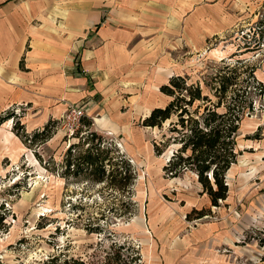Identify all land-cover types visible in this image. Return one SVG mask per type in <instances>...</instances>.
I'll use <instances>...</instances> for the list:
<instances>
[{"label":"rangeland","instance_id":"374dc122","mask_svg":"<svg viewBox=\"0 0 264 264\" xmlns=\"http://www.w3.org/2000/svg\"><path fill=\"white\" fill-rule=\"evenodd\" d=\"M179 8L184 10L181 42L167 47L166 69L204 86L222 71L224 62L242 64L241 77L249 82L245 92L253 110L246 111L241 154L227 175V201L207 205L210 198L191 172L169 178L163 167L172 150L160 157L152 154L151 160L135 159V180L126 192L120 185L96 183L86 173L77 175L76 161L88 148L82 141L86 128L65 136L58 121L61 113L50 120L54 124L47 140L32 141L47 124L30 127L27 119L33 117L27 107H10L0 115V264H43L54 257L56 264L71 258L107 264L120 246L124 248L118 264H132L134 248L142 264H154L163 260L154 256L156 251L189 249L185 237L209 225L229 238L216 248L222 260L216 264H264L259 244L264 230V0H182ZM209 89L204 86L206 94ZM148 99L152 106L170 101L160 90ZM144 114L133 113L131 125L150 143L159 140V129L141 126ZM98 134L118 149L119 155L112 150L110 157L132 162L119 147L118 136ZM72 144L76 149L69 154ZM68 160L76 165L71 170Z\"/></svg>","mask_w":264,"mask_h":264},{"label":"crops","instance_id":"0c3cea01","mask_svg":"<svg viewBox=\"0 0 264 264\" xmlns=\"http://www.w3.org/2000/svg\"><path fill=\"white\" fill-rule=\"evenodd\" d=\"M181 1L0 0V115L26 106L33 117L27 123L38 128L68 104L82 105L91 122L86 130L118 136L133 162L151 160L153 144L131 125L132 116L145 113L142 121L164 107L148 97L175 75L166 69L167 47L181 42ZM214 229L185 237L189 249L156 251L163 260L154 264H175L173 255L177 264L222 261L216 248L229 238Z\"/></svg>","mask_w":264,"mask_h":264},{"label":"trees","instance_id":"16d2710c","mask_svg":"<svg viewBox=\"0 0 264 264\" xmlns=\"http://www.w3.org/2000/svg\"><path fill=\"white\" fill-rule=\"evenodd\" d=\"M242 67V64L232 66L224 62L222 71L211 81L204 82V86L210 88V94L204 92V86L200 83H189L187 76L171 77L160 88L161 93L170 98L168 104L154 108L141 121L142 127L160 130V139L152 141L157 157L172 150L169 161L163 167L165 174L169 178L181 177L186 172L195 174L203 193L210 197L212 205L216 207L219 202L228 199L230 186L227 175L238 163L241 154L238 146L246 111L253 110V102L245 92L249 82L241 77ZM260 86L261 93H264V88ZM11 115V118H15L14 114ZM85 119L84 125L89 126L91 122ZM53 124L52 121L48 122L42 132L35 133L31 140H47ZM82 141L88 148L76 161V174L86 173L96 183L120 185L119 189L126 192L124 189L135 180L132 163L127 157L128 162L123 156L110 157L113 151L119 155L118 149L97 132L86 130ZM75 149V144H72L68 153L72 154ZM76 165L73 160L67 161L68 170ZM121 165H124V169ZM262 234L259 244L264 247V230ZM123 248L120 246L118 253L108 258L107 264H118ZM132 252V264H142L140 251L134 248ZM57 261L58 258L54 257L43 264H56ZM64 264L86 263L71 258L65 260Z\"/></svg>","mask_w":264,"mask_h":264},{"label":"built area","instance_id":"2783aa9c","mask_svg":"<svg viewBox=\"0 0 264 264\" xmlns=\"http://www.w3.org/2000/svg\"><path fill=\"white\" fill-rule=\"evenodd\" d=\"M86 117L87 114L84 106L78 104H68L64 112L61 114V117L58 119L60 128L64 132L65 136L73 137L81 130V128L84 129L83 120ZM119 147L122 148V145ZM131 163H133V160Z\"/></svg>","mask_w":264,"mask_h":264},{"label":"water","instance_id":"95a60500","mask_svg":"<svg viewBox=\"0 0 264 264\" xmlns=\"http://www.w3.org/2000/svg\"><path fill=\"white\" fill-rule=\"evenodd\" d=\"M171 155H172V152H171ZM170 157H171V156H170ZM170 157H169V158H170ZM228 185H229V183H228Z\"/></svg>","mask_w":264,"mask_h":264}]
</instances>
